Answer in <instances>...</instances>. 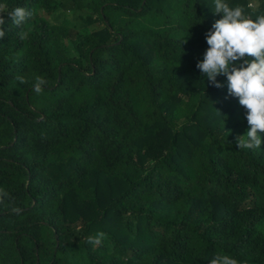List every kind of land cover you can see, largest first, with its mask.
Wrapping results in <instances>:
<instances>
[{"label":"trees","instance_id":"16d2710c","mask_svg":"<svg viewBox=\"0 0 264 264\" xmlns=\"http://www.w3.org/2000/svg\"><path fill=\"white\" fill-rule=\"evenodd\" d=\"M15 7L33 15L0 39V264H264V143L238 148L247 109L197 67L214 0H0V15Z\"/></svg>","mask_w":264,"mask_h":264},{"label":"clouds","instance_id":"9594fccd","mask_svg":"<svg viewBox=\"0 0 264 264\" xmlns=\"http://www.w3.org/2000/svg\"><path fill=\"white\" fill-rule=\"evenodd\" d=\"M252 8L253 5H247ZM214 15H222L206 34L209 48L204 59L197 64L206 82L222 87L217 81L220 75L228 79L229 93L239 98L241 106L247 109L246 119L249 129L243 136L237 137L240 150L259 148L262 141L259 133L264 132V15L251 18L244 6H230L226 0H214ZM8 19L0 15V39L6 32L3 25L9 23L20 27L33 13L25 7H15L7 12ZM21 40L27 38V32L18 33ZM186 42V41H185ZM247 57V59H245ZM20 83L26 80L17 76ZM47 81L40 76L35 78L33 91L41 94ZM106 234L98 232L89 237V243L101 244ZM210 264H240V261L227 254H217Z\"/></svg>","mask_w":264,"mask_h":264},{"label":"rangeland","instance_id":"374dc122","mask_svg":"<svg viewBox=\"0 0 264 264\" xmlns=\"http://www.w3.org/2000/svg\"><path fill=\"white\" fill-rule=\"evenodd\" d=\"M52 20L58 22L59 20H61V16L56 15L55 18H52Z\"/></svg>","mask_w":264,"mask_h":264}]
</instances>
